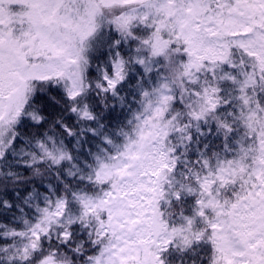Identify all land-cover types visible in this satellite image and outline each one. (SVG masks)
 <instances>
[{
    "label": "snow or ice",
    "instance_id": "1",
    "mask_svg": "<svg viewBox=\"0 0 264 264\" xmlns=\"http://www.w3.org/2000/svg\"><path fill=\"white\" fill-rule=\"evenodd\" d=\"M0 264H264V0H0Z\"/></svg>",
    "mask_w": 264,
    "mask_h": 264
}]
</instances>
